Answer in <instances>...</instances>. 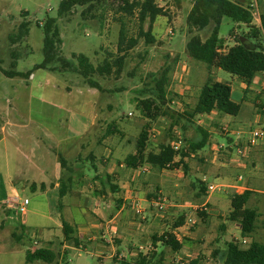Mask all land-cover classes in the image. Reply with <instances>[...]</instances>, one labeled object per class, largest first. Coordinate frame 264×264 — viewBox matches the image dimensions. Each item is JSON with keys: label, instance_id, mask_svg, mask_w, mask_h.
I'll return each mask as SVG.
<instances>
[{"label": "rangeland", "instance_id": "374dc122", "mask_svg": "<svg viewBox=\"0 0 264 264\" xmlns=\"http://www.w3.org/2000/svg\"><path fill=\"white\" fill-rule=\"evenodd\" d=\"M62 1L0 0V65L4 69H10L12 51L14 50L20 55L16 71L33 73L29 77L9 78L0 71V128L5 126L7 132L13 136V145L19 146L24 152L27 151L28 146L34 145L37 141L40 144L49 145L54 152H63L70 147L77 151L80 149L81 143L89 142L90 148L84 151L83 157L88 151L98 150L96 142L102 140L108 129L109 134L112 132V135L107 136L108 140H103L104 145L106 143L113 148L114 153L119 156H127L128 153L136 150L139 134L142 131V126L139 125H142L143 120H146L137 107V100L149 96L145 90L154 85V75H159L165 67H172L171 79L173 80L179 61L188 57L186 45L189 38L194 34H199L203 39H206L210 34L211 27L190 33L186 24L188 13L192 7L190 1H182L178 7L174 0H156L157 5L163 7L167 16L158 17L153 25L152 35L155 37V43L147 44L143 38L139 39L138 44L127 51L123 70L119 76L115 73L106 77L94 76L95 81L102 87V90H99L90 87L84 77L76 71L35 69V66L44 60L43 25L46 19L49 17L57 19V26L62 38L60 47L62 57L77 65L73 55L83 54L91 59L94 66H98L106 58L111 56L115 59L120 55L118 40L122 26L125 27L128 38L138 36L141 26L138 14L127 15L118 12L119 3L111 0L106 6L97 10L87 12L86 7H77L70 14L59 17L58 9ZM258 8L260 12L261 7ZM254 18L255 23H258V16H254ZM24 21L29 23V34L24 41L13 44L9 36L18 31L19 25ZM236 26L237 24L230 18H223L220 38L225 40L228 45L234 43L230 34ZM148 27L149 21H146L143 28L146 31ZM169 30L173 31V35H169ZM243 31L244 26L241 29L238 28L236 34L240 35ZM193 66L199 68L200 73L204 71L203 67H206L207 70V66L200 62L194 61ZM205 73L208 77V70ZM212 73L215 78L231 83L233 86L239 83L235 76L222 69L215 68ZM192 83L194 88L189 91L188 96H184L185 99L177 98L178 101L172 105L174 111L182 112L186 106H194L196 103L199 90L204 83L202 78L201 81L195 79ZM233 97L235 100H239L237 94H234ZM259 100L264 106L262 96ZM254 110H258L259 113L264 109L254 106ZM222 118V114L214 118L198 117L194 124H188L185 133L178 126L170 131L171 122L167 119L161 118L156 122H151L154 130L148 148L158 150L160 142H172L177 132H181L184 141L196 140L200 137L198 128L208 132L215 128L217 133L212 134V139L220 138L221 142H226L223 138L226 135L221 129L228 125L229 128H234L235 125L231 126V122L221 125ZM237 118L240 119L239 116ZM91 123H95V126H90ZM251 127L246 126L242 130L250 131ZM84 130L87 132L84 134L85 136H81L80 132ZM212 139L209 145L199 151L195 157L187 159L189 166L187 173H182L184 169L181 167V172L170 176L175 180L173 187L177 195L167 193L165 196L169 205L176 202L184 203L186 200L195 203L191 182L205 176L208 180L207 187L213 184L219 188L211 194L208 202L204 199L197 203L202 205L206 202L207 205L204 207H208L207 212L219 210L214 211L213 215L208 213L210 216L207 217L206 222L202 221L195 210H191L188 227L181 233L185 243L184 251L181 254L174 253L171 249L162 246L161 243L156 245L158 253L164 252L162 264H192L193 261H198V264H223L219 257H213V251L215 249L225 250L226 242L242 241L240 230L236 228L235 223L228 219V212L231 210L230 196L236 192H243V188L249 186L245 179L247 172L254 174V177H258L259 181L263 182L256 186H258L257 189L264 192V151L262 149L259 151L260 159L256 160L254 166H251L250 162H246L249 167L245 170L223 168L220 165L224 160L220 158V154H232V152L227 148H221L218 142H213ZM73 143H76L75 146H72ZM260 144L263 146L264 141L258 145ZM186 145L188 146V143ZM236 156L240 157L241 162H245L241 155L236 154ZM85 173L88 174V181H92L94 167L89 162ZM239 175L244 176L243 181H238ZM226 185H238L240 188H229ZM25 194L20 193L21 200H24L25 196L32 197L33 202L27 208H33L36 202L33 194L30 191ZM252 197L249 205L259 210L262 216L258 220V230L254 239L264 244V193H256ZM219 200H222L223 203L216 206L215 203H218ZM137 204L138 202L134 205ZM88 210L89 213L83 216L79 209H74L73 223L77 226L91 224L95 213L92 207H89ZM133 210V217L125 222L126 226L118 227V230L108 237L110 241L107 242V245L111 246L113 250L109 247H96L89 241H82L81 245L77 247L73 243L66 242L62 236L63 230L62 232L58 230L59 233L57 231L60 239L53 238L52 246L45 242L36 245L34 244L35 235L46 240V234H48L47 229L42 230L47 221L40 217L32 221L33 226H30L29 217L27 227L31 229L29 231L20 229L19 233L25 232V237L19 241L13 237L12 232L20 224H10L5 230L0 231V264H123L121 255H124V251H128L130 255L129 257L126 253L124 259L133 262L138 251H131V248L134 247L132 245L140 244V238L130 237L125 240L126 236L134 235V232L140 234L142 228L145 227L146 234L142 233L141 238L150 245L154 233L159 236L165 231H169L175 221V218H162V215L157 212L152 214L153 211L148 206L146 212H149L151 216L147 220L142 219V214L136 213V208ZM116 212L115 205L108 209L104 219L105 224ZM156 214L160 216V220L155 218ZM21 219L22 214L20 221ZM114 223L116 222H111V225ZM129 223H136L141 228L132 229L133 226H130ZM222 226H225L224 230H222ZM52 231L55 232L53 229ZM62 243L69 246L63 248ZM32 246L52 250L56 254V260L52 263L44 261L28 263L26 255ZM147 251L145 249V252ZM131 252L132 254H130ZM114 257L118 261H114Z\"/></svg>", "mask_w": 264, "mask_h": 264}, {"label": "trees", "instance_id": "16d2710c", "mask_svg": "<svg viewBox=\"0 0 264 264\" xmlns=\"http://www.w3.org/2000/svg\"><path fill=\"white\" fill-rule=\"evenodd\" d=\"M111 0H63L58 9V16H66L77 7H86L87 12L103 8ZM117 1L118 12L127 15L138 14L141 24L137 37L128 38L125 27L122 26L118 40V55L115 59L111 56L106 58L101 65L94 66L87 56L73 55L77 65L60 55L62 38L57 19L49 17L46 19L44 29V60L35 66V69L49 71L72 70L81 74L86 83L92 88L102 90L101 85L95 81L94 76H110L115 73L119 76L123 70L127 51L134 48L139 39L143 38L147 44L155 43L152 35L153 25L158 17L167 16L166 11L159 7L156 0H112ZM182 1H190L192 7L188 13L186 24L190 33L202 31L211 27L209 36L203 39L199 34H194L189 38L186 45V53L189 58L207 66L208 77L201 87L194 106H186L182 112L172 109V105L177 98H181L170 90L172 67H165L159 75H154V85L145 91L149 96L145 99L137 100V107L141 111L144 119L156 122L159 119L170 121L169 130L178 126L184 133L188 129V124H194L196 118L201 115L210 114L217 111L221 114L238 116L242 105L233 97L232 87L228 82L217 81L212 70L219 68L235 76L237 79L251 84L256 75L264 73V0H255L257 6L261 7L259 12V23H255L252 4L254 0H174L176 6L180 7ZM259 10V8H258ZM223 18H230L237 24L231 32L234 40L232 46L226 44L220 38V29ZM149 21V27L145 31L143 24ZM242 34H236L238 28H243ZM29 34V23L22 22L18 31L9 36L13 44L24 41ZM246 38L242 43L240 37ZM248 45L249 47H247ZM20 55L12 51V61L10 69H4L0 65V71L9 78L29 77L33 73H21L16 71ZM177 61V59H176ZM200 137L196 140H185L188 143L181 151H174L172 142L162 141L158 145V150L149 149L152 132L143 130L138 138L137 152L130 154L125 159L127 167L138 169L144 164H150L156 169H183L187 172L188 166L185 158L191 154H196L205 148L209 142L208 131L198 128ZM61 162L62 159H61ZM264 164V155H263ZM192 186L199 189L195 197L200 198L208 190L206 183L196 180ZM254 192L246 189L242 193H235L231 198V210L228 219L240 225L242 241L233 240L226 242V249L213 251L214 258H220L223 264H264V244L254 239L260 213L257 209L249 207V201ZM198 216L206 222L209 216L206 209L197 210ZM187 216L180 214L175 218L169 231L157 236H152V250L147 253L139 252L132 262L121 259L123 264H162L164 262V252H157L156 245L162 246L178 253L183 248V243L175 234L178 228L185 225ZM64 239L68 243H73L79 247L81 241L75 236V228L66 220L62 219ZM19 241L25 237L22 234H13ZM251 238V240H250ZM246 240L247 243H243ZM248 240L250 242L248 243ZM28 263L44 261L52 263L56 260V254L50 249L38 248L33 253L27 252ZM118 261L116 257L113 259ZM193 261L192 264H198Z\"/></svg>", "mask_w": 264, "mask_h": 264}, {"label": "crops", "instance_id": "0c3cea01", "mask_svg": "<svg viewBox=\"0 0 264 264\" xmlns=\"http://www.w3.org/2000/svg\"><path fill=\"white\" fill-rule=\"evenodd\" d=\"M193 62L194 60L189 57L179 61L176 71L174 72L173 80L171 79L170 90L179 95L181 99L182 97L185 99L184 96L187 97L189 91L194 88L192 85L193 80L200 79L201 81L202 78L203 83L207 80V74L205 73L207 71L206 67H203L204 71L200 73V69L195 68L193 66ZM216 80L221 81L217 78ZM229 84L232 87L233 96L234 94H237L239 97V100L236 101L242 105L241 112L238 115L240 119L237 118V116L222 114L223 118L221 125L231 122V126H235L234 128L232 127L233 129L229 128V125L226 126V131L224 130L225 126L221 129V131L226 135L223 136L226 142H221L220 138L212 139V134L217 133V130H215V128L210 129L208 132L210 134V138L207 146L212 139L213 142L217 141L221 148H227L230 150L232 154H220V158L224 160L220 166L223 168L229 167L234 170L238 169L240 171L249 167L246 162H250V165L254 166L256 160L260 159L259 151H261V149L264 151V145L261 146V144L248 147L247 137L250 131L242 130L246 126H252L251 130L262 128L264 126V110L259 111V113L258 110H254V106L264 109V106L260 103L261 100H259L262 96V100L264 101V82L261 75L258 74L255 76L251 84H247L241 80H239V83H237L236 86H233L231 83ZM176 101L178 100L176 99ZM219 114L221 113L213 111L210 114L201 115L199 117L214 118ZM141 124L142 125L139 126H142V131L147 130L150 133L153 132V124H151L150 121L143 120ZM90 126H95V123H91ZM108 131L109 130L107 129L105 135L102 137V140L100 139L96 142L98 150L88 151L83 157L84 151L90 148V144H88L89 142L81 143V147L77 151L70 147L66 148L63 152H54L49 145L45 143L40 144L37 141L34 145L28 146L27 151L24 152L21 148H19V146L13 145V136L7 132L5 126H1L0 231L5 230L10 224L19 223L20 225L15 227L16 230L12 232V235H20V229L28 231L31 229L27 227L29 225V217L31 220L30 226H33L32 221H35L37 217H40L42 220L47 221V224L42 228V230H48V234H46L47 239L45 240L35 235L37 243L34 242V244L37 245L40 243L41 245L45 242L46 244L52 246L53 238L60 239L58 230H61L60 232H62V219H64L75 228V236L81 242L89 241L96 247H109L112 249L111 246L107 245V242L110 241L108 237H111V235L115 233V230H118V227L126 226L125 222H128L133 217V209L139 206L143 210L142 219L147 220L151 214L146 212V207L148 206L153 211L152 214H155V201H157L158 198L163 197L167 200L168 205V209L163 217L176 218L177 215L180 214H185L187 216L185 225L178 228L175 232L178 239L183 243V248L178 252L181 254V252L184 251L185 246L181 233L188 227L191 210H195L196 212L197 210H201L200 208L208 210V207H204L207 205L206 202L200 205L197 201L206 199L208 202L213 192H209L207 190L204 195L197 198L195 197V194L198 193L199 189L191 185L192 190H194L193 197L195 198L193 201L195 203L191 200H186L184 203L176 202L170 203L169 205L168 199L165 195L167 193L176 194L173 187L175 180L170 176L181 172V170H159L150 164H144L138 169L127 167L124 161L128 155L135 154L137 152V147L136 150H133L124 157L115 154L114 149L106 145V143L104 145L103 142V140L106 141L109 139L107 137L108 135H112V132L109 134ZM86 132V130L81 131V136H83ZM75 144L76 143H73L72 146H75ZM213 148L216 147L213 146ZM238 150H242V154H239ZM196 154H191L188 158L195 157ZM236 154L241 155V157L245 159V162H241L240 157H237ZM188 158H185L187 166ZM61 159L63 162H61ZM88 162L94 167L92 181H88V174L85 173ZM143 167H149V171L144 172ZM182 173L187 172L182 170ZM245 179L246 182L249 183V186L244 187V190H252L254 194L264 193L257 189L258 186L256 185L263 182L259 181L258 177H254V174L247 172ZM196 180H201L205 183L208 181L205 176H203V178H197L195 181ZM243 180L244 176L239 175L238 181L240 182ZM226 186L229 188H240L238 185ZM29 191L34 196V201H36L35 206L30 209L27 208L26 212L22 214V219L20 221L21 214L17 211V205L21 203L20 193L25 194ZM208 194L210 195L208 196ZM172 197L174 196L172 195ZM25 198L29 199L30 202L28 206H30L33 202V198L29 196H25L24 199ZM231 198L232 195L229 198L230 202ZM251 200L252 199H250L249 204ZM136 202H138V204L135 206L134 204ZM222 203L223 201L219 200L218 203H215V205L220 206ZM249 204L248 206L251 207ZM114 205L117 212L111 216V220L105 224L104 219L106 217V213L108 209L113 208ZM89 207H92L95 213L92 223L81 224L78 226L75 225L73 223V210L79 209L84 216L86 213H89ZM218 210L219 209H215L214 211L217 212ZM214 211L210 210L209 212H206L213 215V213H215ZM258 212L260 213L259 210ZM260 217L262 216L260 215ZM155 218H159L160 220V216H158V214H156ZM114 221L116 223L111 225V222ZM233 223L236 224V228L240 230L241 233L240 225L236 222ZM129 224L130 226H133L132 229L141 228V226L136 223ZM52 229L55 230V232L52 231ZM145 229V227L142 228V233H145ZM224 229L225 226H222V230ZM142 233L137 234L134 232V235L130 234L125 237V240L130 237L140 238V244L138 246L132 245L134 247L131 248V251L137 250L138 253H147L150 249H152V243L149 245L147 241H145V243L141 238ZM62 236L64 237L63 234ZM61 242L62 240L60 243ZM62 246L63 248H67L69 245L62 243ZM38 248L32 246L29 252L33 253ZM145 249L148 251L145 252ZM123 253L124 255H121L122 258H125L127 254L130 257L128 251H124ZM130 254H132V252Z\"/></svg>", "mask_w": 264, "mask_h": 264}, {"label": "built area", "instance_id": "2783aa9c", "mask_svg": "<svg viewBox=\"0 0 264 264\" xmlns=\"http://www.w3.org/2000/svg\"><path fill=\"white\" fill-rule=\"evenodd\" d=\"M159 7H161V6H159ZM252 7H253L254 16H258V20H259V10H258V6H257V2L255 0L252 4ZM169 35H173L172 30H169ZM260 75H261L262 80L264 82V73H261ZM224 130L226 131V127H224ZM247 140H248V147L257 146L260 142L264 141V127L250 130V132L248 133ZM171 145H172V148L174 149V151H176V152L181 151L186 146V143L184 141V138H183L181 132H177V135H176L175 139L172 141ZM238 153L242 154V150H238ZM143 171L144 172L149 171V167H143ZM218 188H219V186L209 185L208 191L214 192ZM29 202L30 201L27 198H25L24 200H21V203L17 205L18 213H20V214L25 213L27 210V206L29 205ZM167 209H168V205H167V200L165 198L160 197L157 199V201H155V210L158 214H161L162 217L166 213ZM136 213L141 215L143 213V210L139 206H137L136 207ZM35 243H37V242L35 241ZM243 243H247V241L244 240Z\"/></svg>", "mask_w": 264, "mask_h": 264}, {"label": "water", "instance_id": "95a60500", "mask_svg": "<svg viewBox=\"0 0 264 264\" xmlns=\"http://www.w3.org/2000/svg\"><path fill=\"white\" fill-rule=\"evenodd\" d=\"M240 40H241V42H242V43H244V42H245V40H246V38H245V37H243V36H241V37H240ZM246 46H247V47H249L248 45H246Z\"/></svg>", "mask_w": 264, "mask_h": 264}]
</instances>
